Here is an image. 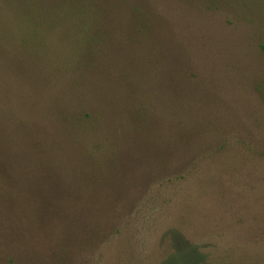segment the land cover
I'll return each instance as SVG.
<instances>
[{
	"label": "rangeland",
	"instance_id": "1",
	"mask_svg": "<svg viewBox=\"0 0 264 264\" xmlns=\"http://www.w3.org/2000/svg\"><path fill=\"white\" fill-rule=\"evenodd\" d=\"M0 264H264V0H0Z\"/></svg>",
	"mask_w": 264,
	"mask_h": 264
},
{
	"label": "trees",
	"instance_id": "2",
	"mask_svg": "<svg viewBox=\"0 0 264 264\" xmlns=\"http://www.w3.org/2000/svg\"><path fill=\"white\" fill-rule=\"evenodd\" d=\"M185 255V254H184Z\"/></svg>",
	"mask_w": 264,
	"mask_h": 264
}]
</instances>
